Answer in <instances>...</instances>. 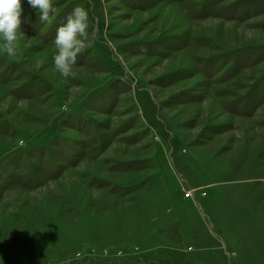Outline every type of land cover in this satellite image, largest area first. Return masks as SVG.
Wrapping results in <instances>:
<instances>
[{
    "label": "rangeland",
    "instance_id": "374dc122",
    "mask_svg": "<svg viewBox=\"0 0 264 264\" xmlns=\"http://www.w3.org/2000/svg\"><path fill=\"white\" fill-rule=\"evenodd\" d=\"M52 3L0 53V264H264V0Z\"/></svg>",
    "mask_w": 264,
    "mask_h": 264
},
{
    "label": "clouds",
    "instance_id": "9594fccd",
    "mask_svg": "<svg viewBox=\"0 0 264 264\" xmlns=\"http://www.w3.org/2000/svg\"><path fill=\"white\" fill-rule=\"evenodd\" d=\"M27 5L37 13L39 23L49 21L54 11L52 0H26ZM24 0H0V53L9 57L17 53V41L23 32L21 28ZM88 11L80 6L74 7L63 24L56 29L54 45L56 52L52 57L54 68L61 77L73 75L72 66L77 56L85 49L89 28Z\"/></svg>",
    "mask_w": 264,
    "mask_h": 264
},
{
    "label": "built area",
    "instance_id": "2783aa9c",
    "mask_svg": "<svg viewBox=\"0 0 264 264\" xmlns=\"http://www.w3.org/2000/svg\"><path fill=\"white\" fill-rule=\"evenodd\" d=\"M189 194L191 195L192 194V191H190Z\"/></svg>",
    "mask_w": 264,
    "mask_h": 264
}]
</instances>
